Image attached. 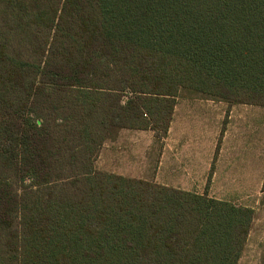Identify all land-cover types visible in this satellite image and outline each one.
Here are the masks:
<instances>
[{"label": "trees", "instance_id": "trees-1", "mask_svg": "<svg viewBox=\"0 0 264 264\" xmlns=\"http://www.w3.org/2000/svg\"><path fill=\"white\" fill-rule=\"evenodd\" d=\"M179 98L264 107V0H0V264H239L255 209L97 167Z\"/></svg>", "mask_w": 264, "mask_h": 264}, {"label": "crops", "instance_id": "crops-1", "mask_svg": "<svg viewBox=\"0 0 264 264\" xmlns=\"http://www.w3.org/2000/svg\"><path fill=\"white\" fill-rule=\"evenodd\" d=\"M180 99L169 133L160 144L154 181L197 194H204L210 181L208 195L220 200L242 197L253 190V186L243 187L236 183H255L256 190L262 188L264 107L248 104L229 106L222 101L183 98L195 101L193 105H186ZM211 102H217L214 107L219 108L215 117H212ZM170 132L172 138L168 142ZM123 134L121 131L118 138ZM102 151L99 159L102 158ZM111 154V149L107 150L104 157L107 162ZM116 156L121 157L120 153ZM106 171L128 176L115 166H109ZM142 172V175L133 174L129 177L149 179L144 176L145 170ZM223 183L228 185L225 187ZM201 187L203 192L198 191Z\"/></svg>", "mask_w": 264, "mask_h": 264}, {"label": "rangeland", "instance_id": "rangeland-1", "mask_svg": "<svg viewBox=\"0 0 264 264\" xmlns=\"http://www.w3.org/2000/svg\"><path fill=\"white\" fill-rule=\"evenodd\" d=\"M180 100L186 105H193L195 103L193 99L184 100L182 98ZM216 104L217 102H211L212 117L216 116L215 112H219V108L214 107ZM122 133H124V136L117 138L115 142L106 143L102 151V158L97 160V167L106 171L109 166H115L117 170L127 174L128 177L133 174H140V172L143 174L142 171L145 170L144 176L149 178V180H154L156 174L155 167L161 149V143L155 141L154 132L151 130L123 129ZM171 138L170 132L168 142L171 141ZM109 149L112 151V157H109L107 162L104 157ZM145 150L146 152H144ZM118 153H120L121 157H114ZM236 184H241L243 187L253 186V190H250V194L243 195L242 197H225L221 199L255 209V220L241 258V264H264V193L262 192V188L256 190L255 183ZM223 185L226 187L228 183H223ZM198 191L203 192V187L199 188ZM239 193L245 194L247 192Z\"/></svg>", "mask_w": 264, "mask_h": 264}]
</instances>
